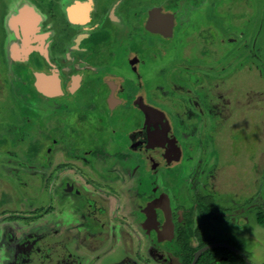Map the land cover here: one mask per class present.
<instances>
[{"label":"rangeland","instance_id":"obj_1","mask_svg":"<svg viewBox=\"0 0 264 264\" xmlns=\"http://www.w3.org/2000/svg\"><path fill=\"white\" fill-rule=\"evenodd\" d=\"M86 1L94 2H90L96 8L92 13L94 19H107L106 15L112 10L127 31L125 40L122 30H118V34L112 37L105 34L103 41H98L104 48L101 49L105 53L102 55L105 56L108 50L114 52L121 66L132 53L139 54L147 63L146 67L140 69L143 70L144 79L141 92L147 95V100L165 111L177 107L184 108L183 112L189 107L192 113H197L190 118L181 113L183 119L177 123L176 136L183 151V160L173 167L162 165L157 173L152 174L140 162V152L130 148V141L120 130V114L109 119L102 115L103 109L94 99L98 82H94L95 86L88 90L77 93L79 96L73 98V103H66L65 98L43 99L31 90L34 67L46 69L43 58L33 55L31 66L12 64L16 58L24 60L20 41L13 38L7 24L14 27V19L20 10L28 8L37 17L40 15L42 28L36 34L46 32L50 27L54 29L55 40L63 42L65 38L60 30L65 26L64 19H67L69 7L78 2L82 3L75 6H85L83 2ZM182 1V4L181 1L176 4L175 0H0V264H57L58 255L62 261L67 258L61 264L93 263V255L86 249L87 246L77 249L74 243L71 245L66 237L60 235L70 234L79 244L85 229L79 234L78 230L82 228L78 224L90 214L86 212L87 205L81 200L83 194L80 199L79 196L73 199L57 191L51 177H45L53 170V165L63 162L61 157H53L54 164L45 167L49 164L48 153L51 147L60 149L62 153L83 155L81 161L84 165L87 161L91 162L93 171H101L107 164L118 163L120 166L127 163L118 152L125 153L128 155L126 157L132 156L136 172L129 183L142 203L154 185L172 194L178 192L180 185L191 193L199 190V185L205 197L212 198L214 210L226 207L246 212L248 203L256 204L253 209L261 212L257 216L258 221L254 219L253 212L255 221L239 229L240 232L230 229L222 232L223 235L215 233L214 236L229 238L245 254V257L236 256L232 255V250L221 249L231 255L233 264H264V0ZM155 6L178 10L175 12L178 15L177 28L170 41L146 32L144 22L147 13ZM16 45L20 46L16 51L18 54L14 52ZM32 45L44 48L47 39L34 40ZM162 48L165 50L162 51ZM161 51L166 60L164 69L160 71L163 75L162 84L147 79L153 63L160 62L158 56L156 62L153 59ZM187 67L193 74L184 77L178 69ZM198 82L210 83L209 88L198 86V91L195 87ZM126 83L125 78L122 84L125 86ZM174 84L191 88L193 95L199 97L198 106L193 108L185 96H175V91L171 89ZM158 85L163 89H159ZM220 89L230 102L229 107V102L226 104L227 111L223 113L222 105L217 102L220 100L217 97ZM166 91H169L166 95L174 99L168 98ZM213 106L219 107L220 113L214 111L216 108L213 109ZM132 111L137 112V109L130 107L125 113V117L129 116L127 129H136L137 126L138 118L135 115L132 119ZM48 144L49 148L46 149ZM86 150L90 153L86 154ZM139 164L142 165L138 167ZM93 171L88 173L91 172L95 178ZM64 173L61 170L58 175L61 177ZM85 178L79 173L75 183H79L83 191L87 190L91 196L100 193L101 196L97 195L99 199L107 196L114 185L97 179L96 183H92L93 191L91 184H85ZM232 179L236 182L231 183ZM181 181L185 184H180ZM189 181H192V186ZM216 182L221 188L214 186ZM129 183L120 179L114 188L124 191L125 184ZM235 192L239 195L234 196ZM226 193L230 195L229 201L220 196ZM200 195L198 193L197 201L202 198ZM101 219L103 221L104 215ZM85 220L92 231L98 232L101 229L93 215ZM61 228H64L58 234L61 244H56L52 235ZM67 228L73 229L68 235ZM33 233L43 237V241L38 244L43 249L42 253L30 249L23 252L14 248V241H23L25 238L27 242V236ZM235 233L243 237H237ZM252 235L257 237L258 245ZM78 236L79 239L76 238ZM173 245V248L180 251L177 243ZM47 248L52 249L48 252ZM69 249L72 255L67 252ZM140 249L143 254L142 247ZM174 252L173 255L176 254ZM49 254L55 258L47 257ZM144 258L146 262L139 264H148L147 259L150 257Z\"/></svg>","mask_w":264,"mask_h":264},{"label":"flooded vegetation","instance_id":"obj_2","mask_svg":"<svg viewBox=\"0 0 264 264\" xmlns=\"http://www.w3.org/2000/svg\"><path fill=\"white\" fill-rule=\"evenodd\" d=\"M180 1V4H182L183 1ZM90 2H83L87 5V8L84 5L75 6L78 3H82L78 2L71 5L74 6L71 12L68 9L66 13L67 19H64L65 26L60 30V34L64 35L65 38L63 42L55 40L54 29L50 27L46 32L36 34V31L42 28V18L39 19L40 15L37 17L36 29L30 32L27 42L22 32V27L19 24H15L14 27L10 26L7 22L8 29L12 31L14 36L13 38L20 41V45L22 46L20 51H22L21 55L24 58L23 61L16 58V61L12 64L17 66H31L30 62L33 55L37 54L43 58V63L47 65L45 66L47 70H39V68L34 67L31 82L32 90L35 91V94L41 95L43 99L63 100L65 98L67 100L66 103H73V98L79 96L76 95L77 93L88 90L95 84L94 82H98L99 86L95 89L94 99L100 104V109H103L102 115H106L109 119L111 116L120 114L119 120L121 119L120 122H122L120 130L123 131L124 136L130 141V148L135 149L134 152H140V162L143 165L145 164L147 166L146 168L150 169L152 174L157 173L162 165L166 168H171L183 160V151L179 143V138L176 136L178 131L177 123L183 119L181 113H184L187 117L189 115L188 118L195 116L197 113H192L189 107H187V111L185 110L183 112L182 110L184 108L179 109L177 107H173L170 111H165L147 100V95L141 92L144 89V79L143 70H140L144 66L146 67L147 63L140 58L139 54L132 53L127 60H124V64H121V66L114 52L108 50L105 56L102 55L105 54L104 50L101 51L104 48L101 46L102 43H98V41L102 42L105 34H108L107 37H112L118 34V30H122V37L125 40L127 31L121 20L113 14L114 12L112 10L106 15L107 19H99L98 17L94 19L92 13L93 9L96 8L93 5L91 6V3L94 2ZM175 3L177 4V2ZM155 7L164 13H172L174 15L172 31L169 34L166 28L161 27L165 33L152 32L148 29H146V32L154 37L170 41L174 37L175 28H177L176 19L178 15L175 12L178 10L172 11L160 6ZM150 10L146 16L147 20ZM147 20H145V24ZM32 33L35 34L31 36ZM43 38L47 39L46 47L41 48L32 45L34 40ZM94 44L97 46L94 47ZM19 49L20 46L16 45L14 52H18ZM164 50L165 48H162V51ZM162 51L157 52V55L153 59L156 62L158 56L160 62L153 63V68L150 69L151 72L147 70L149 71L147 79L152 81L157 80L161 84L163 83V75L160 74V71L166 65L165 55ZM162 57H164V60H161ZM36 72H44L47 75L56 74L59 79L60 92L58 91L57 94L55 93L53 95H42V92L38 91L35 87ZM178 72L182 76L184 74V77L191 74L188 67L183 70L178 69ZM125 78L127 79V85L124 86L122 83L123 80L125 81ZM136 81L137 83L135 85L134 83ZM222 82L226 83V80ZM209 84L208 82H198L195 87L199 91L198 86L207 88ZM217 86L219 87V85ZM158 87L159 89H163L161 85H158ZM171 89L175 91V96L179 98L182 96L187 97L193 108L198 106L197 99L199 97L193 95L191 88L174 84L171 86ZM220 90L217 93V97H220V100L217 102L218 105H222L221 112L223 113L227 111L226 104L229 101H227L228 99L224 91L222 89ZM168 92L166 91L165 95ZM166 96L174 99L172 96ZM158 104L162 103L158 102ZM229 106L230 102L227 107ZM130 107L137 109V112L132 111V119L135 115L138 118L136 129L126 128V123H129V116L125 117V113L129 111ZM214 108H216L214 111L219 112V107L213 106ZM144 109H148V112H143ZM145 120H147V125L144 124ZM181 123H184V121ZM47 142H49L48 139ZM49 145L46 149L49 148ZM98 146L104 147L103 144H98ZM59 152L61 151L58 148H50L48 153L49 164L45 167H50L54 164L53 157H61L63 162L53 165V170L45 177H51L53 185L57 186L56 190H60L61 193L67 196H72L73 199L76 196H79L80 199L83 194L84 199L82 197L81 200L87 205L85 209L90 215L83 217L84 219L82 218L78 224L82 228L81 231L78 230L79 234L85 229V234L81 235L79 244L70 237L69 233L73 230L72 228H67L68 236L60 233V231H64V228L55 231L52 239L56 241V244H61V241H59L60 237H58L60 233V235L66 237L68 243L71 245L74 243L77 249L87 246L88 248L86 249L93 255L92 264H139L145 263L146 260H144V257L147 258L148 256L150 257V259H147L148 264H233L234 261L231 260L232 258L230 259L231 255L229 256L227 253L222 252L221 249L232 250V255L237 256L238 254V256L242 255L245 257V254L232 244L229 238H218L214 234L220 233L223 235L222 232L229 231L230 229L234 232H240L239 229L253 223L255 221L254 219L258 221L259 218L257 216L261 212L259 213L256 208L253 209V206H256V204L248 203L246 212L244 210L240 211L238 208L226 207H219V211L214 210L212 208V198L205 197V192L199 185L198 188L200 189L194 193L186 190L185 186L180 185L178 192L173 194L167 189H161L159 186L154 185L149 194L144 196L142 203L139 202V197L135 196L133 191L134 187L129 183L135 177L136 172L134 170L135 160L131 156L134 154L133 151L130 155L131 157H126L128 155L125 153L118 152V154H121V157L123 156L124 162L127 163L120 166L118 163L107 164L101 171H93L91 167L92 163H89V161L84 165L81 161L83 155H75V153L64 151L63 153L61 152L62 154H59ZM88 153H90L89 150H86V154ZM88 159L90 160L89 157ZM142 164H139L138 167ZM61 170L65 171V175L60 177L58 173ZM256 170L257 165L254 166V171L256 172ZM88 171H93L95 178ZM79 173L86 177L84 179L85 184H91V188H93L92 183H96L97 179H102L104 183H112L114 185L120 182L121 179L124 183L128 182L129 184H125L126 188L124 191L123 189L119 191L117 187L114 188V185H112V190L107 195L109 198L103 196L104 198L99 199L97 195L99 194L101 196L100 193L96 196H91L90 193H87V190L83 191L79 183H75V177H78ZM79 178L82 179L81 177ZM234 182L236 181L232 179L231 183ZM256 182L257 178L255 184ZM189 183L191 185L192 181H189ZM180 184H185V182L181 181ZM214 186L220 187L217 182ZM92 190L95 191L94 188ZM198 193L201 194L200 196L202 198L197 201ZM214 195L215 193H213V197ZM222 195L220 196L227 198L229 201L228 197L230 195H227V193ZM238 195L239 193L235 192L234 196ZM91 215L99 221L98 225H101L100 232H96V230L92 231L90 224L86 223L85 219ZM102 215H104V224L101 219ZM252 216L255 218L253 219ZM74 229L76 230L77 228L74 227ZM253 235L251 237L254 239L255 244L258 245L257 237ZM236 236L243 237L239 234H236ZM27 237V242L25 238L23 241H14L16 245L15 247L13 244L14 248L23 252L30 249L34 252L42 253L43 249L38 245L40 241H43L42 235L33 233ZM76 238L79 239V236ZM174 242L178 244L180 251L173 248ZM141 247L146 254L144 252L143 254L141 253ZM47 249L50 252L52 248ZM55 249L57 251V247ZM81 251L83 254L85 253L83 248H81ZM174 251H176L175 255H173L175 253ZM67 252L72 255L70 249ZM60 254L62 255L63 252ZM47 257H50V254ZM233 257L235 258V256ZM58 258L57 264L65 263L67 259L65 257L66 259L62 261L59 255ZM68 260L70 261V259Z\"/></svg>","mask_w":264,"mask_h":264},{"label":"water","instance_id":"obj_3","mask_svg":"<svg viewBox=\"0 0 264 264\" xmlns=\"http://www.w3.org/2000/svg\"><path fill=\"white\" fill-rule=\"evenodd\" d=\"M73 7L74 6H71L69 8L70 12L73 10ZM85 7L87 8V5H85ZM19 12L20 13L18 14V16L14 19V22L15 24H19L22 27V32L27 42V38L30 32L36 29L35 26L38 18L37 15L34 14L31 9L29 10L28 8L22 9ZM148 15L149 17L146 23V29L152 32L165 33V31L161 29V27H164L166 28V31L169 32V34L171 33L172 25H174V15L172 13H164L159 8L154 7L150 10ZM35 78V87L38 89V91L42 92V95H53L55 93L57 94L60 90L59 79L56 74L47 75L44 72H36ZM144 111L148 112V109H144L143 112ZM144 124L147 125V120L144 121Z\"/></svg>","mask_w":264,"mask_h":264},{"label":"trees","instance_id":"obj_4","mask_svg":"<svg viewBox=\"0 0 264 264\" xmlns=\"http://www.w3.org/2000/svg\"><path fill=\"white\" fill-rule=\"evenodd\" d=\"M176 2L180 1V0H175ZM32 90V89H31Z\"/></svg>","mask_w":264,"mask_h":264}]
</instances>
